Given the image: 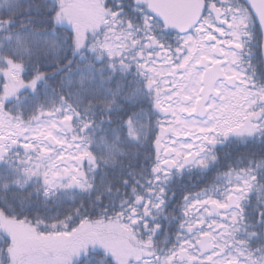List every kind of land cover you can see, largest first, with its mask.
Wrapping results in <instances>:
<instances>
[{
  "label": "snow or ice",
  "instance_id": "1",
  "mask_svg": "<svg viewBox=\"0 0 264 264\" xmlns=\"http://www.w3.org/2000/svg\"><path fill=\"white\" fill-rule=\"evenodd\" d=\"M0 264H264V0H0Z\"/></svg>",
  "mask_w": 264,
  "mask_h": 264
},
{
  "label": "trees",
  "instance_id": "2",
  "mask_svg": "<svg viewBox=\"0 0 264 264\" xmlns=\"http://www.w3.org/2000/svg\"><path fill=\"white\" fill-rule=\"evenodd\" d=\"M224 151H228V149H225Z\"/></svg>",
  "mask_w": 264,
  "mask_h": 264
}]
</instances>
